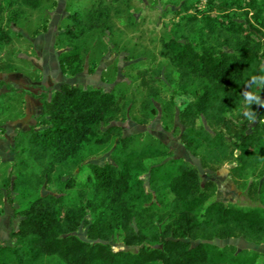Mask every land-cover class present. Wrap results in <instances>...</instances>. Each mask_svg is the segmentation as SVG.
I'll return each instance as SVG.
<instances>
[{"label":"trees","instance_id":"1","mask_svg":"<svg viewBox=\"0 0 264 264\" xmlns=\"http://www.w3.org/2000/svg\"><path fill=\"white\" fill-rule=\"evenodd\" d=\"M200 4L202 0H185L186 32L163 40L159 55L166 63L139 75L149 84L156 77L169 88L164 109L177 112L185 150L208 170L230 165L258 205L232 207L212 200L213 192L202 186L194 165L165 161L167 152L160 144L134 147V137L123 136L116 122L124 116L114 94L69 86L44 105L45 118L16 139V180L6 178L3 186L14 187L26 204L14 242L0 243V264H264V255L258 262L256 251L210 243L264 241V107L250 108L259 111V131L247 132L246 121H233L234 111L238 118L244 116L246 83L264 75V0H206L199 15H188ZM101 5L97 18L103 17ZM242 5L246 17L236 21L230 13ZM41 6L42 0H0V17L16 23L23 9ZM78 13L72 16L75 27L83 25ZM80 35L70 30L57 37L63 49L59 65L73 76L83 70ZM9 43V30L0 26V47ZM262 84L247 90L264 100V90L258 88ZM144 106L149 114H143L140 124L157 113L151 98ZM84 147L93 153L108 149L109 154L104 163H89V173L77 179ZM33 163L44 167L48 181L58 183L57 194L33 193L24 171ZM246 176L256 179L247 185ZM83 223L86 232L80 238L75 232ZM117 238L130 250H114L110 243Z\"/></svg>","mask_w":264,"mask_h":264},{"label":"rangeland","instance_id":"2","mask_svg":"<svg viewBox=\"0 0 264 264\" xmlns=\"http://www.w3.org/2000/svg\"><path fill=\"white\" fill-rule=\"evenodd\" d=\"M205 1L202 0L199 10H192L188 15L202 12ZM184 2L185 0H42L39 10L23 9L22 17L16 23L7 22L5 16L0 17V26L7 28L11 37V43L0 47L1 244L10 245L14 242L13 232L19 224L24 208L22 206L26 204L19 199L14 187L6 190L3 186L6 178L12 182L16 180V139L43 120L46 115L44 105L52 102L56 94L69 86L114 94L124 116L119 117L120 120L116 122L122 128L123 136L134 137V147L150 142L160 144L167 152L165 161L183 159L194 165L201 175L202 186L213 192L212 200L232 207L258 205L231 174L230 165L208 170L185 150L182 142L184 127L177 112L168 113L164 109L170 99L169 88L157 83L156 77H153L154 83L149 84L139 75L140 70L166 63L159 55L163 40L178 32H186L187 26L181 11ZM100 3L103 17L97 18V5ZM243 7L242 5L230 13L236 21H243L246 17ZM77 12L83 15V25L75 27L72 25V16ZM70 30L79 34L81 31L77 43L82 46L83 70L75 76L62 71L58 62V54L63 49L57 46V37L61 32ZM152 95H156V98L153 99ZM150 98L157 113L148 115L145 123L140 124L143 114H149L144 105ZM254 105L247 107L252 108ZM242 106L245 109L244 99ZM256 108L259 109L260 106L256 105ZM255 112L259 113L258 110ZM233 115L236 124L247 122V132H251L253 128L260 130L257 120L250 123L245 116L238 118L235 111ZM106 128L104 126L102 130ZM92 151V147L82 149L84 161L82 169L75 172L77 179H83L89 173V163H104L107 160L108 149L98 153ZM154 162L158 161H147L146 164ZM43 169V166L33 163L24 170L31 181L33 193L57 194L60 190L58 183L48 181L42 174ZM253 179L256 177L246 176L243 182L248 185ZM86 219L89 220L90 217ZM85 232L86 225L83 223L75 234L84 238ZM212 242L218 246H232L239 251H256L261 255L258 262L263 259L264 241L251 244L237 238ZM110 245L114 250H130L119 238ZM45 264L56 263L54 260H45Z\"/></svg>","mask_w":264,"mask_h":264},{"label":"clouds","instance_id":"3","mask_svg":"<svg viewBox=\"0 0 264 264\" xmlns=\"http://www.w3.org/2000/svg\"><path fill=\"white\" fill-rule=\"evenodd\" d=\"M261 71H264V67L261 68ZM250 81H252V83H246L245 90L242 93L244 97V104L246 106L243 114L245 118L249 120L250 123H253L256 121V113L247 106L255 104L264 107V100H261L258 94L249 92L247 89L250 88L252 85H257L258 83L264 81V75L252 76L250 78ZM258 88L264 90V84H262L261 87Z\"/></svg>","mask_w":264,"mask_h":264},{"label":"flooded vegetation","instance_id":"4","mask_svg":"<svg viewBox=\"0 0 264 264\" xmlns=\"http://www.w3.org/2000/svg\"><path fill=\"white\" fill-rule=\"evenodd\" d=\"M196 159V158H195ZM200 163V162H199ZM201 165V164H200ZM231 240H234V239H231ZM236 240V239H235ZM248 243V242H247ZM252 244V243H251ZM239 251V250H238Z\"/></svg>","mask_w":264,"mask_h":264},{"label":"water","instance_id":"5","mask_svg":"<svg viewBox=\"0 0 264 264\" xmlns=\"http://www.w3.org/2000/svg\"><path fill=\"white\" fill-rule=\"evenodd\" d=\"M193 158H194V157H193ZM210 243L214 244L213 242H210Z\"/></svg>","mask_w":264,"mask_h":264}]
</instances>
